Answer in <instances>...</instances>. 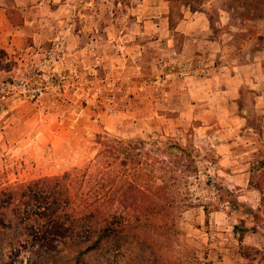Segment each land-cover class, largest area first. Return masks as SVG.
Segmentation results:
<instances>
[{
    "label": "rangeland",
    "instance_id": "rangeland-1",
    "mask_svg": "<svg viewBox=\"0 0 264 264\" xmlns=\"http://www.w3.org/2000/svg\"><path fill=\"white\" fill-rule=\"evenodd\" d=\"M21 1L0 0L12 29L0 32V81L25 79L34 93H0V190L63 173L82 186L99 176L135 180L145 194L194 205L175 218L170 240L152 229L144 235L155 253L165 252V264H264V182L257 185L264 171L256 168L264 148L238 132L219 95L217 117H199L200 97L192 101L195 119L186 117V75L230 63L193 57L190 68L178 26L186 8L203 13L213 32L207 36L229 47L238 64L264 63V0H135L140 5L127 12L128 0ZM164 6L169 24L157 34L134 21ZM242 97L254 118L253 97ZM79 241H58L49 252L25 247L12 264H157L139 244L113 258L104 246L86 252Z\"/></svg>",
    "mask_w": 264,
    "mask_h": 264
},
{
    "label": "trees",
    "instance_id": "trees-1",
    "mask_svg": "<svg viewBox=\"0 0 264 264\" xmlns=\"http://www.w3.org/2000/svg\"><path fill=\"white\" fill-rule=\"evenodd\" d=\"M114 143L124 150L120 141ZM257 164L256 168L264 171V160ZM176 179L177 176H171V186H175ZM263 182L262 172L257 185L261 187ZM123 186L124 189L119 191ZM141 190L143 187H139L135 180L120 183L106 178L103 181L102 176L85 180L82 186L68 173L0 190V264H12L25 247L32 250L35 245L49 252L56 248L58 241L65 243L73 237H78L81 243H88L84 247L86 252L104 246L113 252V258L127 244H134L133 247L139 244L142 256L157 264H165V252L161 250L156 254L155 245L144 235L147 229H152L158 237L170 240L175 234V218L183 209L194 205L182 202L183 199L175 195H148ZM2 206H7L8 210L2 212Z\"/></svg>",
    "mask_w": 264,
    "mask_h": 264
},
{
    "label": "crops",
    "instance_id": "crops-1",
    "mask_svg": "<svg viewBox=\"0 0 264 264\" xmlns=\"http://www.w3.org/2000/svg\"><path fill=\"white\" fill-rule=\"evenodd\" d=\"M43 1L44 0H40L39 2ZM21 3H24L23 0ZM120 3H122L120 0L116 1V5H120ZM137 3L139 6L140 2L138 1ZM137 3L135 0H128L127 4L122 6L123 8L126 7V12L134 11ZM165 8L166 10L163 8L156 10L155 8L153 11H156L157 14L154 16H142V14H139L135 17L134 21L137 22L140 20L145 25H151L157 34L159 32L158 27H162L163 24L168 27L169 24L167 7ZM149 17L153 18L154 20L151 22ZM185 18L186 19H182L180 21L178 26L180 25L179 33L183 35L184 40L186 39V60L190 64L189 67H192L191 61H194V59H192L193 57H199L203 60L209 59L211 61L215 59L221 61L223 59L230 63L228 65L225 64L224 67L223 65L220 67L219 65H213L212 67L208 68L206 75L202 77H194L193 75L191 76L189 74L186 75V92L190 98V103H188L190 108L188 110V114H186V117L191 120L195 119V116L191 114L192 112L194 113L195 103L192 101L195 97H200L199 99H202V102H200L201 104L198 107L201 114L199 117H217L218 115L216 109L220 104L218 98L221 97L222 103L224 105L222 108L225 110H230L228 112L231 113L230 117L232 120L236 119L237 125L240 127L238 128V132L250 134L252 136V140H254V145L256 147H262L263 149L264 63L261 60L256 63L252 58H248L246 62L238 64L237 59L229 47H224L214 36H207L209 32L213 34L212 30L210 29V20L208 17H206L203 13L198 11H190L186 8ZM24 22L25 25H31L33 23V21L29 20L28 18L26 19L25 17ZM11 31L12 29L4 15V8L0 6V32H3L5 36L9 35ZM146 35V37H156H153L149 32L146 33ZM256 69L258 72L255 73ZM192 71L193 70H190L189 72L195 73V71ZM195 86L202 87V89L198 87V94H194L195 90L192 92V88ZM242 93L245 95L248 93L251 95V97H253L252 101L249 102V105L251 111H256L254 118L253 116L246 115V112L243 110L246 104L243 103L244 100ZM201 94L206 95V99H208V101L206 100L207 103H205V100H203L204 97ZM216 95H219V97ZM204 124L207 125V121H202L200 125H198V128H201V126Z\"/></svg>",
    "mask_w": 264,
    "mask_h": 264
},
{
    "label": "built area",
    "instance_id": "built-area-1",
    "mask_svg": "<svg viewBox=\"0 0 264 264\" xmlns=\"http://www.w3.org/2000/svg\"><path fill=\"white\" fill-rule=\"evenodd\" d=\"M27 96L33 95L34 89L31 88L25 79H17L11 82L0 81V93H15Z\"/></svg>",
    "mask_w": 264,
    "mask_h": 264
}]
</instances>
